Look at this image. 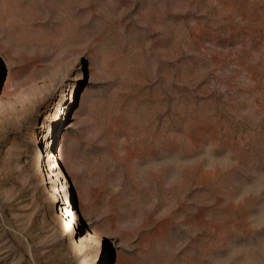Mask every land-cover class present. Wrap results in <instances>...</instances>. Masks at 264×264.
I'll use <instances>...</instances> for the list:
<instances>
[{"label":"rangeland","instance_id":"1","mask_svg":"<svg viewBox=\"0 0 264 264\" xmlns=\"http://www.w3.org/2000/svg\"><path fill=\"white\" fill-rule=\"evenodd\" d=\"M0 264H264V0H0Z\"/></svg>","mask_w":264,"mask_h":264},{"label":"bare ground","instance_id":"2","mask_svg":"<svg viewBox=\"0 0 264 264\" xmlns=\"http://www.w3.org/2000/svg\"><path fill=\"white\" fill-rule=\"evenodd\" d=\"M42 154L39 153L38 154V162H40ZM48 156V155H45ZM56 200H52V202H55ZM67 204H70L69 202H67ZM77 222V213L74 212V209L71 207H67L65 213H63L62 215V225H63V229L66 235H73L74 233V224ZM98 261V257L95 256L93 259V262H97Z\"/></svg>","mask_w":264,"mask_h":264}]
</instances>
